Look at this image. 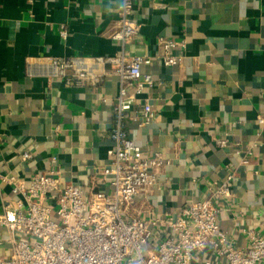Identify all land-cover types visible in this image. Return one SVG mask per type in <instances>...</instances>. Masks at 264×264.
I'll list each match as a JSON object with an SVG mask.
<instances>
[{
    "label": "crops",
    "instance_id": "1",
    "mask_svg": "<svg viewBox=\"0 0 264 264\" xmlns=\"http://www.w3.org/2000/svg\"><path fill=\"white\" fill-rule=\"evenodd\" d=\"M120 5L0 0V174L28 181L55 169L61 183L85 193L108 191L100 172L113 144L118 77L107 73L77 86L30 74L23 61L46 54H141L151 58L141 69L154 86L137 95L136 107L150 102L156 116L124 126L145 156L159 153L162 162L153 183L138 192L131 215H177L229 180L230 196L216 201L219 224L234 246H247V230L264 234V0H134L137 33L125 43L112 37ZM160 36L184 41L178 64L161 62ZM223 136L226 144L219 145ZM25 152L30 157L22 159ZM10 193L0 179V205ZM211 251L198 250L195 263ZM11 252L10 244L0 245V256Z\"/></svg>",
    "mask_w": 264,
    "mask_h": 264
},
{
    "label": "built area",
    "instance_id": "2",
    "mask_svg": "<svg viewBox=\"0 0 264 264\" xmlns=\"http://www.w3.org/2000/svg\"><path fill=\"white\" fill-rule=\"evenodd\" d=\"M120 1L112 37L125 43L138 27L131 17L134 0ZM66 33L62 26L61 36ZM158 42L164 65L181 61L184 41L160 36ZM150 61L141 54L24 58L28 73L38 71L77 86L96 83L107 73L118 77L116 121L110 128L113 144L100 172L109 189L85 193L77 184L61 183L55 169L39 171L28 181L0 174L11 192L0 205V245L8 243L12 248L10 254L0 256V264H196V252L206 246L212 248L211 257L197 264H264V234L247 230L248 245L240 247L220 227L216 201L230 196L229 180L214 187L209 196L187 203L177 215H131L138 192L153 183L162 162L159 153L145 156L124 126L125 121L145 125L156 116L150 102L136 107L137 95L154 86L152 76L141 69ZM226 141L224 136L217 139L219 145ZM251 152L258 155L256 149ZM29 157L26 152L21 155ZM51 161L55 163L57 155Z\"/></svg>",
    "mask_w": 264,
    "mask_h": 264
}]
</instances>
